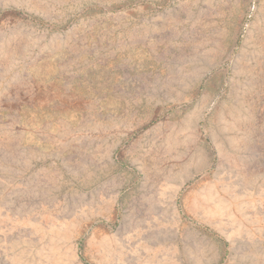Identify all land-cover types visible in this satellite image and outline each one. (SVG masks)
Segmentation results:
<instances>
[{"label": "rangeland", "instance_id": "rangeland-1", "mask_svg": "<svg viewBox=\"0 0 264 264\" xmlns=\"http://www.w3.org/2000/svg\"><path fill=\"white\" fill-rule=\"evenodd\" d=\"M0 264H264V0H0Z\"/></svg>", "mask_w": 264, "mask_h": 264}]
</instances>
